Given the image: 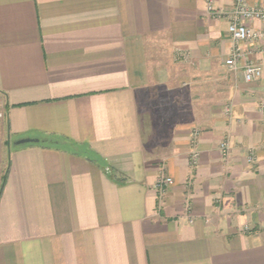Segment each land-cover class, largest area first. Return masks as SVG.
Masks as SVG:
<instances>
[{
    "label": "crops",
    "instance_id": "1",
    "mask_svg": "<svg viewBox=\"0 0 264 264\" xmlns=\"http://www.w3.org/2000/svg\"><path fill=\"white\" fill-rule=\"evenodd\" d=\"M228 26L205 0H0V264H264V41Z\"/></svg>",
    "mask_w": 264,
    "mask_h": 264
},
{
    "label": "built area",
    "instance_id": "2",
    "mask_svg": "<svg viewBox=\"0 0 264 264\" xmlns=\"http://www.w3.org/2000/svg\"><path fill=\"white\" fill-rule=\"evenodd\" d=\"M207 11L211 16L215 18H223L228 16L229 26L228 31L232 39L239 43L241 41H264V31L256 30L248 23L250 20H262L264 21V5L251 7L248 5L247 0H233V8L227 15L222 9L217 6L216 0H205ZM243 53L235 47L231 55L226 59V64L230 67H237L238 61L242 58ZM244 78L246 81H255L261 78L263 70L260 64L255 62H248L243 69ZM200 135V130L195 129L193 132L192 143L196 144ZM219 149L224 158L229 157L231 151V145L228 139H223L219 144ZM254 156L249 157V161L252 162ZM200 161V152L196 149L190 156V163L195 166ZM174 179L165 174L159 175L157 178L155 187L157 190L164 194L167 189L172 186Z\"/></svg>",
    "mask_w": 264,
    "mask_h": 264
},
{
    "label": "rangeland",
    "instance_id": "3",
    "mask_svg": "<svg viewBox=\"0 0 264 264\" xmlns=\"http://www.w3.org/2000/svg\"><path fill=\"white\" fill-rule=\"evenodd\" d=\"M181 56L185 58L184 51H179ZM7 124H6V104L5 98L0 93V192L3 185L5 173L9 165V155L12 148ZM200 162V161H199ZM199 164V163H198Z\"/></svg>",
    "mask_w": 264,
    "mask_h": 264
},
{
    "label": "water",
    "instance_id": "4",
    "mask_svg": "<svg viewBox=\"0 0 264 264\" xmlns=\"http://www.w3.org/2000/svg\"><path fill=\"white\" fill-rule=\"evenodd\" d=\"M39 141V139H34V138H22L19 140H16L14 143L16 145H23V144H27V143H31V142H37Z\"/></svg>",
    "mask_w": 264,
    "mask_h": 264
},
{
    "label": "trees",
    "instance_id": "5",
    "mask_svg": "<svg viewBox=\"0 0 264 264\" xmlns=\"http://www.w3.org/2000/svg\"><path fill=\"white\" fill-rule=\"evenodd\" d=\"M8 169H9V165H8L7 171H6L5 176H4L3 184H4V182L6 181V177H7ZM1 190H2V187H1ZM0 193H1V192H0Z\"/></svg>",
    "mask_w": 264,
    "mask_h": 264
}]
</instances>
